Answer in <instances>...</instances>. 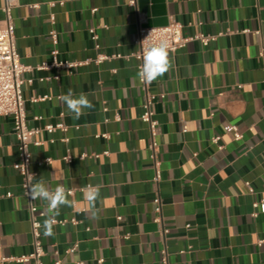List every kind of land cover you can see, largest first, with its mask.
Here are the masks:
<instances>
[{"label": "crops", "instance_id": "crops-1", "mask_svg": "<svg viewBox=\"0 0 264 264\" xmlns=\"http://www.w3.org/2000/svg\"><path fill=\"white\" fill-rule=\"evenodd\" d=\"M13 19L17 52L32 69L28 123L41 129L30 170L51 190L74 191L55 218L77 224L56 225L51 236L41 228L44 264H264V209L254 207L264 199V0H17ZM155 21L214 40L169 53L170 69L145 87L135 40ZM54 49L59 61L89 64L41 70ZM99 56L107 59L98 64ZM69 89L93 105L79 119L62 102ZM148 96L156 97L158 167L141 119ZM57 124L66 130H45ZM13 126L0 117V264H35L18 260L33 252V235ZM89 184L101 185L96 219Z\"/></svg>", "mask_w": 264, "mask_h": 264}, {"label": "built area", "instance_id": "built-area-1", "mask_svg": "<svg viewBox=\"0 0 264 264\" xmlns=\"http://www.w3.org/2000/svg\"><path fill=\"white\" fill-rule=\"evenodd\" d=\"M4 6L2 11L5 15V18L0 25V117H12L13 118V132L17 138V148H18V161L15 165L16 169L20 172L23 177V194L27 198L29 203V211L31 215V230L33 235V252L25 257L18 259L20 262H30L34 261L35 264H44L42 258L45 255L42 243V222L41 219L47 216L46 210H41L39 208V204L37 200H32L28 195L30 187L35 182V173L30 170V165L32 162V152L31 146L38 145V143L34 142V138L41 132V129L32 128L29 126L27 112H26V102L23 96V86L26 83L24 79V75L31 72V68L24 65L21 62L20 56L17 52L16 47V34H15V25L13 19V10L17 6V0H3ZM183 25L178 22H171L167 26L163 27H141L139 29L138 36L135 40V45L137 47V52L134 54V57L138 61V71L141 69L143 65V55L144 52L151 45L159 44L161 41H166L168 44V52L176 53L178 50L185 48L189 43L194 41L201 42L204 46H207L214 40L212 37H207L203 35H199L196 37H185L183 34ZM90 33L92 38L97 41L98 36L96 34L95 29H91ZM50 37L53 41V44L57 46L58 44V33L56 30H53L50 33ZM262 57H264V45L262 47V51L260 53ZM53 61L52 63L45 62L39 68L41 70L45 69H60V70H73L77 67L89 64V61L85 63H77L70 61H59L58 60V51L54 49L52 51ZM107 57L99 56L96 59V63H102L105 61ZM141 81V80H140ZM142 85L147 87V83L141 81ZM47 97L38 100H45ZM156 100L155 96H148L147 101L144 104V113L141 117L142 121L148 125L151 134H152V142L150 144V158L155 163L156 167H158L157 162V153L159 145L154 140L156 136V129L158 126V122L155 119V113L153 111V104ZM58 129L66 130L65 125L57 124V125H47L45 130L52 134ZM231 131L234 133V137L236 140H240L242 135L239 133L238 128L236 126L231 127ZM103 138H109L108 135H102ZM216 139L215 141H217ZM108 152H105L103 155H108ZM88 157L87 155H83L82 158ZM94 158H100L101 155L94 154L92 155ZM64 160L68 163H71L73 157L68 155L64 158ZM50 162V159L47 160ZM159 173L157 176V180H159ZM250 191L253 192L251 185L248 183ZM70 193L69 196L74 195L73 190H68ZM156 204V213L158 217L156 218L157 222H161V200L159 198L155 199ZM255 208L264 209V199L260 202L254 204ZM56 219V218H55ZM56 225L66 226L69 223L77 224L75 219L72 220H58L56 219ZM54 225V226H56ZM163 264H169L167 257L163 258ZM56 264H60L57 262Z\"/></svg>", "mask_w": 264, "mask_h": 264}, {"label": "clouds", "instance_id": "clouds-1", "mask_svg": "<svg viewBox=\"0 0 264 264\" xmlns=\"http://www.w3.org/2000/svg\"><path fill=\"white\" fill-rule=\"evenodd\" d=\"M171 67L169 59L168 44L161 41L159 44L151 45L144 52L143 65L138 72L141 81L150 84L158 77L163 76ZM62 102L66 105L68 113L73 119H79L85 114V109L93 107L91 101L85 93L78 96L71 89L62 96ZM101 185H87L84 189V197L89 202L90 212L93 219L98 218L99 209L95 207L100 198ZM28 195L32 200H41L47 202L46 211L48 216L43 221L44 235H53V228L57 221L61 206H72L73 201L68 199L70 193L63 185H57L54 190L49 189L43 180H38L31 185Z\"/></svg>", "mask_w": 264, "mask_h": 264}, {"label": "water", "instance_id": "water-1", "mask_svg": "<svg viewBox=\"0 0 264 264\" xmlns=\"http://www.w3.org/2000/svg\"><path fill=\"white\" fill-rule=\"evenodd\" d=\"M169 24L168 21H155L154 23L148 24L147 27H163V26H167Z\"/></svg>", "mask_w": 264, "mask_h": 264}]
</instances>
